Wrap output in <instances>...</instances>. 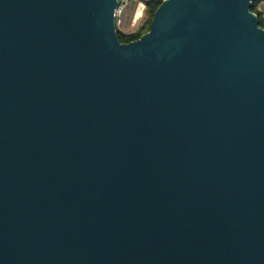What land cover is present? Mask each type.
I'll return each mask as SVG.
<instances>
[{
    "label": "water",
    "instance_id": "water-1",
    "mask_svg": "<svg viewBox=\"0 0 264 264\" xmlns=\"http://www.w3.org/2000/svg\"><path fill=\"white\" fill-rule=\"evenodd\" d=\"M252 1L0 0V264H264Z\"/></svg>",
    "mask_w": 264,
    "mask_h": 264
},
{
    "label": "built area",
    "instance_id": "built-area-1",
    "mask_svg": "<svg viewBox=\"0 0 264 264\" xmlns=\"http://www.w3.org/2000/svg\"><path fill=\"white\" fill-rule=\"evenodd\" d=\"M147 1L149 0H134L133 11L131 12L130 17L128 18L129 26L131 30L126 31L123 26V23H124L123 16H124V12H125L126 6L128 5L129 0H117V5L114 10V18H113L114 28L116 32L128 35L136 31L143 17L144 10H145V4ZM257 9H258L257 13H261L260 7H257ZM255 11L256 9L253 10V12Z\"/></svg>",
    "mask_w": 264,
    "mask_h": 264
},
{
    "label": "trees",
    "instance_id": "trees-1",
    "mask_svg": "<svg viewBox=\"0 0 264 264\" xmlns=\"http://www.w3.org/2000/svg\"><path fill=\"white\" fill-rule=\"evenodd\" d=\"M161 1L162 0H149L148 2H146L145 10H144V14L146 15L145 20L141 23V25L137 28V30L131 34L125 35L117 32L118 40L120 42H127L129 40L139 37L142 33L146 32L148 30V24L152 17L153 11L160 4ZM260 1H264V0H253L250 9L252 11L255 10L256 6ZM257 18H258V25L264 28L263 22L260 19L258 13H257Z\"/></svg>",
    "mask_w": 264,
    "mask_h": 264
},
{
    "label": "rangeland",
    "instance_id": "rangeland-1",
    "mask_svg": "<svg viewBox=\"0 0 264 264\" xmlns=\"http://www.w3.org/2000/svg\"><path fill=\"white\" fill-rule=\"evenodd\" d=\"M256 7H260V9H261V13H258V15H259V17L262 20L263 25H264V1H260ZM133 8H134V0H129L128 5L126 6V9H125V12H124V16H123V18H124L123 26H124V29L126 31H130L131 30V28L129 26V19L128 18L130 17V14L133 11ZM145 18H146V15L143 14V17H142V19L140 21L139 26L145 20Z\"/></svg>",
    "mask_w": 264,
    "mask_h": 264
}]
</instances>
